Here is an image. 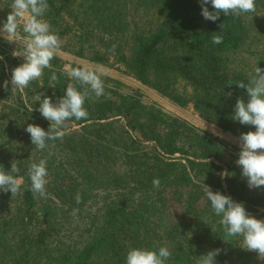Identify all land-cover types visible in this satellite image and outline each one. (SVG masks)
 <instances>
[{
  "label": "trees",
  "instance_id": "trees-1",
  "mask_svg": "<svg viewBox=\"0 0 264 264\" xmlns=\"http://www.w3.org/2000/svg\"><path fill=\"white\" fill-rule=\"evenodd\" d=\"M11 2L1 0L4 16ZM48 4L44 18L61 48L103 63L113 57L142 84L181 106L192 103L204 121L235 136L255 130L233 119L237 99L248 100L235 82L246 84L256 66L264 69V18L221 13L215 22L205 20L200 0ZM213 35H222L223 42L213 44ZM55 74V89L42 93L35 80L14 93L8 69L0 70V169L10 171L14 162L20 169L14 175L23 180L15 194L0 191V264H126L130 248L161 246L171 252L167 264H198L201 255L216 249V264H243L234 262L243 238L225 234L206 187L260 219L264 186L249 193L242 168L233 163L225 186L224 169L216 163L224 156L221 144L124 95L98 103L87 98L88 117L66 121L63 140L37 150L27 125L45 130L50 125L38 111L37 96L56 102L74 83ZM73 124L77 128L70 129ZM41 158H47L48 182L44 196L34 197L27 169ZM157 177L158 189L152 184ZM257 264H264V256Z\"/></svg>",
  "mask_w": 264,
  "mask_h": 264
},
{
  "label": "clouds",
  "instance_id": "clouds-1",
  "mask_svg": "<svg viewBox=\"0 0 264 264\" xmlns=\"http://www.w3.org/2000/svg\"><path fill=\"white\" fill-rule=\"evenodd\" d=\"M201 14L205 20L217 21L221 13L224 16L239 17L245 13H255V0H200ZM212 10H209L208 4ZM11 11L6 21L0 26V35L9 42H22L23 52H13V55H22L24 62L12 69L11 85L24 89L32 81L38 80L46 68L51 69V61L58 55L61 48L59 35L52 30V26L45 19L49 9L48 0H12ZM223 29V24L221 25ZM22 32L25 34L21 36ZM223 42L222 35H213L212 43ZM115 47V46H114ZM71 81L66 86L62 97L53 102L51 97L37 96L40 101L38 111L43 118L50 121L49 128L45 130L37 124H28L25 131L30 134L31 142L37 150L49 148V141L63 140L66 135V121L86 119L89 115L84 107L86 99L94 93L99 98L105 94V85L101 78L102 68L89 64L65 69ZM56 80L55 70L51 76ZM243 81L235 82L238 87L246 89L248 100L238 98L234 105L233 119L242 125L254 126L255 130L241 133L239 137V158L236 164L242 168V176L247 178L249 188L264 186V69L254 68V73ZM9 82H4V89ZM229 85L232 84L230 81ZM54 146V145H53ZM51 152L49 153V156ZM20 169L14 162L10 171L0 169V191L15 194L20 190L23 180L18 175ZM27 176L31 181L30 190L33 196H44L47 184V158L32 162L27 169ZM154 188L160 187V179L152 181ZM206 196L211 207L228 237H242L243 247L256 251L264 256V219L249 215L244 205L235 202L228 195L219 191L213 192L206 187ZM81 196H76L79 204ZM78 209H74L75 216ZM219 249L211 250L200 256L198 264H216L215 257ZM171 252L168 247L156 248L132 247L127 251L126 264H167Z\"/></svg>",
  "mask_w": 264,
  "mask_h": 264
},
{
  "label": "rangeland",
  "instance_id": "rangeland-1",
  "mask_svg": "<svg viewBox=\"0 0 264 264\" xmlns=\"http://www.w3.org/2000/svg\"><path fill=\"white\" fill-rule=\"evenodd\" d=\"M256 9L254 15H250L252 20L255 21V18L263 19L264 18V0H255ZM0 0V26L6 21V16H4V11ZM140 15H144V12L141 11ZM66 23L72 25L73 20L70 16L66 17ZM262 23V22H261ZM264 23V22H263ZM25 34L21 29V36ZM264 35V33H263ZM23 52L22 48L16 44V42L7 41L2 35H0V58L5 60L0 63V70L6 68L8 69V73L11 76L12 69L16 67L14 61L20 65L24 62V57L22 55H13V52ZM128 52V51H126ZM127 55L129 53H126ZM109 56V55H108ZM52 68H46L43 71V75L38 79L42 89L41 92H47L48 86H52L55 89L56 80H52L51 76L53 70L55 72H59L63 75H66L65 69L70 67L80 66L82 64H89L97 68H102L103 73L101 74V78L105 85V94L99 98L95 97L94 93L91 94L88 98L95 102H102L110 97L118 98V95H124L131 98H136L141 100L144 104L156 107L160 109L164 114L169 117L177 118L181 122H184L188 127H190L193 131L198 132L210 140H213L223 147V159L221 161L216 160V163L223 167V175L222 179L225 185V173L227 167L230 163L236 164V161L239 158V137L235 136L231 132L224 131L221 128L204 121L195 110L194 105L189 103L185 106H181L169 99L166 96H163L153 90L152 88L142 84L139 80H137L133 75L127 73L124 70V67L113 57H110L109 63H103L94 61L90 58V55L86 56H77L63 48H60L58 55L51 61ZM249 73H251L249 71ZM2 88V87H1ZM14 93H16V88L13 87ZM2 89H0L1 91ZM57 96V95H56ZM60 97L58 96V99ZM70 129L77 128V125H70ZM226 186V185H225ZM249 193L256 194L258 191L253 188H247ZM174 210V209H173ZM175 211V210H174ZM260 212H264V209H261ZM264 219V215L260 218ZM263 256H260L256 251L247 250L245 247L239 252L238 257L234 258L235 263H247L257 264V260Z\"/></svg>",
  "mask_w": 264,
  "mask_h": 264
},
{
  "label": "built area",
  "instance_id": "built-area-1",
  "mask_svg": "<svg viewBox=\"0 0 264 264\" xmlns=\"http://www.w3.org/2000/svg\"><path fill=\"white\" fill-rule=\"evenodd\" d=\"M18 46H20L21 48H22V50H24V45H23V43L22 42H18V43H16Z\"/></svg>",
  "mask_w": 264,
  "mask_h": 264
}]
</instances>
